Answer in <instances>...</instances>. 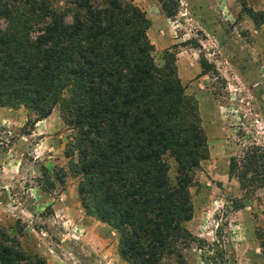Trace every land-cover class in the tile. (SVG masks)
I'll use <instances>...</instances> for the list:
<instances>
[{
	"label": "trees",
	"instance_id": "16d2710c",
	"mask_svg": "<svg viewBox=\"0 0 264 264\" xmlns=\"http://www.w3.org/2000/svg\"><path fill=\"white\" fill-rule=\"evenodd\" d=\"M155 1L166 17L175 14L177 0ZM247 17L264 24L263 12ZM149 26L125 0H0V108L30 111L34 126L57 107L72 130L66 171L41 192L77 178L81 210L115 233L121 261L186 264L183 250L194 240L184 227L189 187L208 150L173 52L163 51L161 66L153 62ZM229 167L241 190L248 173L263 184L264 153L251 154L241 171L235 160ZM21 231L0 225V264H47L22 248Z\"/></svg>",
	"mask_w": 264,
	"mask_h": 264
},
{
	"label": "rangeland",
	"instance_id": "374dc122",
	"mask_svg": "<svg viewBox=\"0 0 264 264\" xmlns=\"http://www.w3.org/2000/svg\"><path fill=\"white\" fill-rule=\"evenodd\" d=\"M239 1L210 0L202 12L177 0L175 14L161 11L165 29L146 31L155 65L170 50L176 72L189 71L179 80L197 104L210 156L189 187L192 217L184 227L194 240L183 250L186 264H264V181L258 185L262 180L248 173L241 190L228 176L231 160L241 171L251 154L264 153V24L254 27L247 17L264 13V0H242V7ZM48 117L31 126L30 111L0 108V225L22 229V248L47 264H126L117 256L115 233L81 210L77 178L66 175L62 185L41 192L52 175L66 171L63 149L72 135L57 107ZM167 163L171 177L174 164ZM30 200H36L32 216L22 211Z\"/></svg>",
	"mask_w": 264,
	"mask_h": 264
},
{
	"label": "crops",
	"instance_id": "0c3cea01",
	"mask_svg": "<svg viewBox=\"0 0 264 264\" xmlns=\"http://www.w3.org/2000/svg\"><path fill=\"white\" fill-rule=\"evenodd\" d=\"M127 1H131L132 3H134L144 14H145V17L148 18V20L150 21V26L148 28V31L149 29H158V27L160 29H165L164 25H162L163 23V20L165 19L164 16L162 15V12H161V9L159 7V5L151 0H127ZM179 1H182V2H187L186 4H189L190 6L191 5H199L201 7V11L203 12L204 10H206V3L210 0H179ZM195 11V10H194ZM155 23H157V25L155 26ZM172 45V43L166 45V48L170 47ZM173 46V45H172ZM162 48H165V47H162ZM189 73V71H185V72H181L179 70V68L177 69V74H178V77L181 81H183L184 77ZM194 75H195V71L193 72ZM49 117L41 120V121H38L35 125L37 126V124H42L43 122H45L46 119H48ZM37 135H39L40 133H36ZM31 135H29L30 137ZM46 137H43L41 138L39 141H42V140H45ZM47 144V143H46ZM47 147H49V144L47 145ZM210 156L208 155V158ZM38 158V155H35V157H33V160H36ZM18 161V160H16ZM36 161H34L35 163ZM45 163V162H43ZM34 165V164H33ZM4 171V169L2 168L1 164H0V175L1 173ZM64 193L65 191H61L60 194H59V197L61 198L62 196H64ZM40 197V195H37ZM62 199V198H61ZM60 199V200H61ZM59 200V201H60ZM63 200V199H62ZM36 202V200H35ZM30 200V203L28 204V209L26 210V208L22 209L23 212L27 213V214H30L31 216L33 214H35V211L33 209V204L35 203ZM66 209V206L62 209H60L59 211H62ZM53 220V219H52Z\"/></svg>",
	"mask_w": 264,
	"mask_h": 264
}]
</instances>
